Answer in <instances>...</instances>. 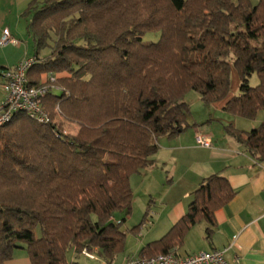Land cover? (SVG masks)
Instances as JSON below:
<instances>
[{"label":"trees","instance_id":"16d2710c","mask_svg":"<svg viewBox=\"0 0 264 264\" xmlns=\"http://www.w3.org/2000/svg\"><path fill=\"white\" fill-rule=\"evenodd\" d=\"M22 16H30L37 59L29 82L60 74L62 89L43 105L51 115L58 105L78 131L62 134L24 112L0 126V264L19 246L31 264H68L69 249L110 263L124 248L131 175L154 164L159 138L211 121L190 124L185 95L194 91L203 105L221 103L248 119L264 109V0H30ZM148 31H159L158 40L144 41ZM51 32L50 52L40 57ZM231 66L240 82L235 95H228ZM253 74L258 82L250 85ZM223 128L264 159V122L250 131ZM234 193L224 175H207L186 212L139 256L180 246L200 221L210 239L215 210Z\"/></svg>","mask_w":264,"mask_h":264},{"label":"crops","instance_id":"0c3cea01","mask_svg":"<svg viewBox=\"0 0 264 264\" xmlns=\"http://www.w3.org/2000/svg\"><path fill=\"white\" fill-rule=\"evenodd\" d=\"M29 1L0 0V37L3 29L8 28L10 35L19 41L17 45L0 46V49L4 48L0 52V69L13 66L21 58L33 54L32 38L26 30L30 16H22ZM19 25L24 26V31L19 30ZM253 80L255 85L258 79ZM196 105L200 114L190 124L211 121L192 126L172 139L159 138L157 150L151 156L154 164L130 177L133 195L140 191L147 199V214L141 228L131 231L121 225L120 229L125 233L124 248L110 263L96 252L75 254L69 249L66 254L68 264H125L129 258L138 256L144 245L163 236L186 212L193 198L192 192L211 173L224 175L235 193L227 204L215 210V226L210 239L205 238L206 222L200 221L188 230L182 244L175 246L177 252L184 256L200 250L225 249L224 256L228 261L264 264V159L253 157L223 128L231 125L238 130L250 131L264 122V109L248 119L223 111L221 103L203 105L198 100ZM190 111L192 115L193 110ZM68 128L70 135L78 131V125L72 122ZM198 133L210 138L209 146L197 144L195 135ZM122 217L123 213L119 212L114 219ZM2 264L31 263L24 247L19 246L12 258Z\"/></svg>","mask_w":264,"mask_h":264},{"label":"built area","instance_id":"2783aa9c","mask_svg":"<svg viewBox=\"0 0 264 264\" xmlns=\"http://www.w3.org/2000/svg\"><path fill=\"white\" fill-rule=\"evenodd\" d=\"M17 45L8 28H4L0 37V46ZM37 62L33 56L21 58L15 65L0 69V126L8 123L15 113L24 112L30 119L42 124L56 126L62 134L70 135L69 121L61 115L56 105L51 115L43 105V98L49 92H59L62 88L56 83L58 75L45 72L38 84H30L28 70ZM195 141L201 146H209L211 140L202 134L195 135ZM88 253L86 251H83ZM225 249L200 250L195 253L180 255L173 247L154 256H135L125 264H237V260L228 261Z\"/></svg>","mask_w":264,"mask_h":264},{"label":"rangeland","instance_id":"374dc122","mask_svg":"<svg viewBox=\"0 0 264 264\" xmlns=\"http://www.w3.org/2000/svg\"><path fill=\"white\" fill-rule=\"evenodd\" d=\"M251 2L252 3H256L257 0H251ZM18 28H19V30L22 29V31H24V26L19 25ZM50 35H51L50 36V40H48L50 45L48 47H45V48L41 49V51H40L41 55L46 54V56H47L49 54V52H50L51 46L53 44V41L56 38L54 36L53 32H51ZM159 36H160L159 31H148V32L144 33V35L142 36V39L144 41H156V40H158ZM3 50H4V48L0 49V52L2 53ZM253 79H256V75L255 74L250 76L249 79H248V82H249L250 85H254V80ZM255 81H257V80H255ZM239 83L240 82H239L238 76L236 74V71L231 66L230 92H229L228 95H235V94L239 93V91H238L239 90ZM185 100L188 102V104L190 106V109L193 110L192 115L190 114V116L187 118V121L190 123V122H192L194 120V118H197L199 116V114H200L198 106L196 105V103L199 100V96H198V94L196 92L189 91L185 95ZM146 201H147V199L144 197V195L141 194L140 191L135 192V194L133 195V198H132V206H131L130 214L125 217L126 219L122 223V228H124V229L128 228L130 230V228L132 226L138 224L142 220V218L144 217L145 211L148 209V205H146ZM36 234L37 235L40 234V231H39L38 228L36 230Z\"/></svg>","mask_w":264,"mask_h":264}]
</instances>
